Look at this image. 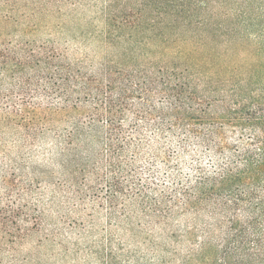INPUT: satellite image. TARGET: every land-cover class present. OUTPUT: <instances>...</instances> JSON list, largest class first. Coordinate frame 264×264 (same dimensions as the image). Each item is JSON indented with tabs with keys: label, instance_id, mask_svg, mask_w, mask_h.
<instances>
[{
	"label": "rangeland",
	"instance_id": "obj_1",
	"mask_svg": "<svg viewBox=\"0 0 264 264\" xmlns=\"http://www.w3.org/2000/svg\"><path fill=\"white\" fill-rule=\"evenodd\" d=\"M151 1L81 0L31 34L90 71L109 59L122 66L119 50L97 39L103 11L126 9L132 21ZM0 80V264H209L201 258L210 214L185 204L198 173L216 170L199 143L207 124L177 123L160 86L142 90L136 78L117 101L126 114L112 117L97 96L72 94L46 73ZM235 137L226 130L221 139Z\"/></svg>",
	"mask_w": 264,
	"mask_h": 264
},
{
	"label": "trees",
	"instance_id": "obj_2",
	"mask_svg": "<svg viewBox=\"0 0 264 264\" xmlns=\"http://www.w3.org/2000/svg\"><path fill=\"white\" fill-rule=\"evenodd\" d=\"M80 4L0 0L6 29L0 72L57 77L72 94L97 96L109 117L126 114L117 101L129 98L134 78L142 90L157 83L173 102L177 123L209 126L199 143L211 148L216 170L198 173L185 203L189 211L210 214L201 260L264 264V0H152L151 10L141 9L132 21L126 9L106 7L97 39L126 61L118 66L109 59L98 71L31 34ZM153 46L160 54L154 59ZM226 130L236 136L230 144L221 139Z\"/></svg>",
	"mask_w": 264,
	"mask_h": 264
}]
</instances>
